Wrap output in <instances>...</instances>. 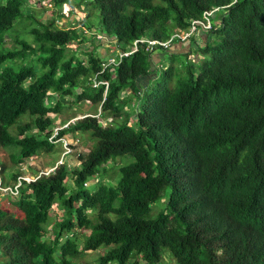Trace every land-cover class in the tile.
<instances>
[{
    "label": "trees",
    "instance_id": "obj_1",
    "mask_svg": "<svg viewBox=\"0 0 264 264\" xmlns=\"http://www.w3.org/2000/svg\"><path fill=\"white\" fill-rule=\"evenodd\" d=\"M47 1L64 15L67 0ZM89 1L115 51L88 49L81 20L59 26L22 11L27 0H0V149L11 166L0 159V183L18 181L0 196V264H264V0ZM205 10L208 28L118 55ZM105 55L115 60L102 68ZM64 96L68 108L93 106L57 131L77 162L28 167L25 179L21 162L62 150L48 136ZM78 137L91 140L84 152ZM115 157L131 159L106 168ZM53 203L62 215L46 228Z\"/></svg>",
    "mask_w": 264,
    "mask_h": 264
},
{
    "label": "rangeland",
    "instance_id": "obj_2",
    "mask_svg": "<svg viewBox=\"0 0 264 264\" xmlns=\"http://www.w3.org/2000/svg\"><path fill=\"white\" fill-rule=\"evenodd\" d=\"M72 1H73L72 5L69 3L68 0L65 3L64 2L62 3L63 4L62 5V12H64V15H61V16H57L55 11L48 8L49 6H44L45 4H43L42 1H37V0H27V2L30 4L31 8L22 5L21 9H22V11L31 10V12H33L36 15V17H39V18L50 17V18L54 19L55 23L59 26H66L71 21L78 22L79 20H81V22H78V23H80L81 28L83 30L85 28H88V30L90 32L96 33L98 36L100 34L105 33L100 28V24L98 22L99 15H98L97 8L93 5V3L91 1H89V2H87L88 0H77V1L72 0ZM73 3H74V6H73ZM32 5L36 6V7H32ZM70 5H71V7H70ZM73 8H74V10H71ZM84 14H86V15H84ZM9 32L12 34H17V35L24 37V38H26V37L28 39L31 38L30 34L27 32V30L25 29V27L23 25L12 26V28L9 30ZM110 38L111 37H107L105 40L100 39L102 42L100 41L99 44H97V43H93V44L96 45V49L98 51H100L105 44H106L105 53H108L110 50L115 51L116 48H114V43L110 42ZM11 43H13V41L10 40V38L6 37L5 41H4V45L6 47H8V46H11ZM83 44H85V41H83ZM75 45H76V42H74V41L67 44L68 47H71V48L74 47V49L76 47ZM111 45H113V46L111 47ZM157 51H158V48H154L152 51V54L156 53ZM77 52L80 53L79 49L76 50V53ZM107 55H106V57H107ZM80 56H81V53H80ZM162 56L164 57L165 53H163ZM147 87H146V89H147ZM68 100H69L68 96H64L62 98L63 110L65 111V113H68V114H66L68 116L75 114L74 117H78L83 112L93 110V106L91 104H87L83 100H81L77 103L71 102V105L68 108L67 107V101ZM65 113L64 114L63 113L62 114L50 113V115L55 118L54 119L55 123H57V122H60L61 118H65V117H62L65 115ZM89 143H91V140H89L88 138H83L82 141L79 138L78 144L75 145L76 151L77 150L80 152L86 151L87 150L86 146H88ZM8 151L9 150L7 148L0 149V159L6 161V166H7L6 170L7 171H9L10 167H11L10 161H9V156H8V153H9ZM60 152H61V147L59 145H56L53 150L49 151L48 153L42 154L43 156L38 154L36 156L32 155V156L28 157L23 162H21V168L23 171V176H26V178H30V176H29L30 171H32L34 168L35 169H41V168L44 169L45 167H49L48 165L52 164L54 161L59 159ZM61 158H62V160H66V161L70 160L69 161L70 164L77 162V159H76V156L74 155V153H71L69 155L66 154V155L62 156ZM130 159H131L130 157H128V158L127 157H115L114 159L110 160L109 162L107 161L104 166H106V168H108V169H112L114 167H117L120 164L125 163L127 160H130ZM57 161H59V160H57ZM28 167H32L33 169H30V168L28 169ZM91 180H93L91 183L87 182L89 187H92L94 184V179H91ZM66 182L69 185V188L72 189L71 179L68 178L66 180ZM69 188H68V190H69ZM2 194L3 193L1 192L0 196H2ZM0 205L2 207H7L6 200L3 197L0 198ZM61 215H62L61 208L56 207V204L53 203L51 205L50 210H49V218L45 224V227L49 228L51 226V224L53 223V221L60 218ZM51 232L52 231H49V233L47 235V238H49V239L53 235ZM96 253H97L96 250L91 251V250L87 249L85 251V253H84L85 255L83 257L85 258V260L91 261V260H93ZM169 262H171V261H169Z\"/></svg>",
    "mask_w": 264,
    "mask_h": 264
},
{
    "label": "built area",
    "instance_id": "obj_3",
    "mask_svg": "<svg viewBox=\"0 0 264 264\" xmlns=\"http://www.w3.org/2000/svg\"><path fill=\"white\" fill-rule=\"evenodd\" d=\"M210 12L212 13V10H205L203 11L202 13V17L200 18H190L189 20V25H188V28L187 29H184V30H178V31H175V32H172L169 37L165 38V39H156V38H146V37H138V38H135L131 41V43L128 45L127 49H125L124 51H119L118 55L121 56V55H126L127 53L131 52V51H134L136 48H137V43L138 42H145V48L146 49H149V50H152L153 48H159V47H170L171 46V39H173L174 37H178L180 39H184L186 36L189 35V33L196 29V26H201L203 28H208L209 25H210V20L208 18V15L210 14ZM114 57L110 56V57H107L106 60L104 62H101V66L102 68L107 65L109 62H114ZM101 68V69H102ZM98 82V81H96ZM96 82L94 84H96ZM104 84H106V81H104ZM62 125H55L53 126V130L52 132L50 133V135L48 136L49 139L55 141L56 140H60L61 141V145H62V153H67L70 151V147L68 145L69 143V140L66 138V137H56L57 135V131L58 129L61 127ZM56 137V138H55ZM23 178L25 179H30V178H26V176H22ZM0 181H1V178H0ZM18 184V181L12 185V186H9V185H2L0 183V192L2 193H10V194H14L16 192V186Z\"/></svg>",
    "mask_w": 264,
    "mask_h": 264
},
{
    "label": "clouds",
    "instance_id": "obj_4",
    "mask_svg": "<svg viewBox=\"0 0 264 264\" xmlns=\"http://www.w3.org/2000/svg\"><path fill=\"white\" fill-rule=\"evenodd\" d=\"M37 1H42V3L43 4H45L44 6H49L48 8H50L51 9V7H50V3L47 1V0H37ZM33 2V1H32ZM43 6V7H44ZM32 7H36V6H33L32 5ZM39 7V6H38ZM47 8V7H46ZM85 15V14H84ZM83 32H85V34L86 35H88L89 37H87V39L85 38V44L84 45H86V46H88V49H90V48H92V46L94 45L93 43H97V44H99V42L101 41L100 39H102V40H105L107 37H110L109 35H106L105 33H103V34H100L99 36L96 34V33H92V32H90L89 30H88V28H85L84 30H83ZM89 38V39H88ZM102 42V41H101ZM104 46H106V44L104 45ZM159 50V49H158ZM152 52V51H151ZM106 56V55H105ZM91 80H92V84L93 85H95L94 83L96 82V81H98V82H96V84L97 83H103L104 84V81H106V80H96L95 79V76L93 75L92 77H91ZM105 85V87H106V85H107V81H106V84H104ZM98 108L99 107H96V109H97V111H98ZM84 114H89V111H86V112H83V113H81V115H79L78 117H80V116H82V115H84ZM98 113H95V115H97ZM74 118H76V117H71V118H69L68 120H66L64 123H60V122H57V123H55V125H62L60 128H62V127H64L67 123H68V121L69 120H71V119H74ZM109 120V119H108ZM54 125V126H55ZM59 128V129H60ZM58 137H62V135L61 136H58ZM66 138L69 140V143H74L75 141L74 140H71V138L70 137H67L66 136ZM70 147V146H69ZM70 150H71V147H70ZM62 151H63V149L61 150V152H60V157H59V159H57V160H59V161H61L62 160V156H64V155H66V154H68V152L67 153H62ZM59 161H57V162H59ZM23 176V175H22ZM30 176V175H29ZM93 180H89V181H87L88 183H91Z\"/></svg>",
    "mask_w": 264,
    "mask_h": 264
},
{
    "label": "crops",
    "instance_id": "obj_5",
    "mask_svg": "<svg viewBox=\"0 0 264 264\" xmlns=\"http://www.w3.org/2000/svg\"><path fill=\"white\" fill-rule=\"evenodd\" d=\"M195 36H198L199 37V35H198V33H196V35ZM202 36V35H201ZM201 36L199 37V39L201 38ZM200 41V40H199ZM180 46V44L179 43H176L174 46H172V47H179ZM105 47V48H104ZM105 49H106V46H103L102 47V49L100 50V52H105ZM155 55V54H154ZM153 57V60L154 61H157L156 59H157V57H155V56H152Z\"/></svg>",
    "mask_w": 264,
    "mask_h": 264
}]
</instances>
